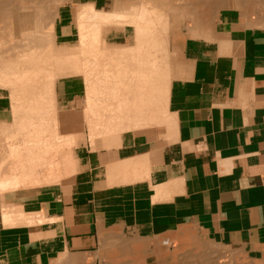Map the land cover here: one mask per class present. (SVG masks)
Masks as SVG:
<instances>
[{
	"label": "crops",
	"instance_id": "crops-1",
	"mask_svg": "<svg viewBox=\"0 0 264 264\" xmlns=\"http://www.w3.org/2000/svg\"><path fill=\"white\" fill-rule=\"evenodd\" d=\"M225 1L177 11L158 124L86 136L74 174L0 191V264H264V0ZM105 39L135 43L133 29ZM61 81L60 106L82 108L80 79Z\"/></svg>",
	"mask_w": 264,
	"mask_h": 264
},
{
	"label": "bare ground",
	"instance_id": "bare-ground-1",
	"mask_svg": "<svg viewBox=\"0 0 264 264\" xmlns=\"http://www.w3.org/2000/svg\"><path fill=\"white\" fill-rule=\"evenodd\" d=\"M139 1L134 5L135 1L116 0L115 7L107 9L99 8L91 0H0V93L9 95L12 115L14 113V122H3L0 127L1 193L29 182L55 181L63 173L67 175L70 168L65 167L69 164L72 171L75 170L72 150L83 143L81 137L84 135L80 136L82 140L79 139L76 127L81 130V126L77 120L73 124L74 112L70 109L63 114L57 111V84L62 79L76 76L84 80L86 98L82 102H89L85 109L88 114L93 113L91 116L85 113L92 118L88 121L92 134L90 141L99 138L97 135L102 138L104 133L113 132L110 136L115 133L119 137L124 130L158 124L162 113L159 117L156 115L160 109L155 107L156 101L160 98L165 104L167 94H170L173 67L170 52L167 54L169 31L176 24V16L180 18L181 13L177 14V11L192 14L200 0ZM215 1L221 3L222 0ZM205 2L203 6L207 5ZM67 3H71L75 11L72 31L76 35L75 41L77 39L70 47L65 45L66 42L60 44L63 38V29L59 27L63 18L61 6ZM252 4L247 6L251 8ZM199 6L201 8L197 9H202L203 6ZM202 19L207 20L204 16ZM202 25L200 27L205 26ZM187 26L191 28L189 24ZM131 27L135 35L133 45L107 43L106 33L131 30ZM159 103L157 107H160ZM72 111L78 110L74 108ZM43 172L48 175L40 178Z\"/></svg>",
	"mask_w": 264,
	"mask_h": 264
},
{
	"label": "rangeland",
	"instance_id": "rangeland-1",
	"mask_svg": "<svg viewBox=\"0 0 264 264\" xmlns=\"http://www.w3.org/2000/svg\"><path fill=\"white\" fill-rule=\"evenodd\" d=\"M135 1V4L134 5H138L139 3H140V1L139 0H134ZM62 8H61V10L63 11V13H62V21L60 22V24H59V27H60V30H62V34H63V38L61 39V43L60 44H64L65 42V45L68 47V45H69V47L72 45V44H74V43H76L77 42V39H76V41H75V36L73 37V36H71V37H69L70 35H73V28H74V25H75V11L74 10H72L73 8H72V4L71 3H67V4H65V5H62L61 6ZM131 29H133L132 27H131ZM73 41V42H72ZM72 42V43H71ZM168 49H167V54H168V52H170V49H169V45H168V47H167ZM173 55L171 54V53H169V60L172 62L173 60ZM78 78V77H77ZM78 79H80V81L83 83L81 86H80V91H79V93H81L84 97H85V94H84V88H85V85H84V80L82 79V78H78ZM62 81L60 80L59 82H58V84H57V89H58V93L59 94H61L62 93V91H64V90H62ZM0 95L1 96H5L6 98H7V100H9L10 98H9V95L8 94H1L0 93ZM86 98V97H85ZM57 99L59 100V95L57 96ZM79 100V97H78V99H77V102H76V107H78L81 103L78 101ZM158 102H162V101H160V98H159V101H156V103L158 104ZM58 103H59V101H58ZM89 103V102H88ZM88 103H87V101H86V103H82L83 104V106H82V108H76V107H74V108H76L78 111H72L73 109L71 108L70 110H71V112H74V115H72V116H75V117H72L73 118V120H74V122H73V120H72V122H73V124L76 122L75 120H77V124L78 125H80L81 127H80V129L81 130H79L78 128L79 127H76V129H77V134H79V139H81V138H83V139H85V137L86 136H88V138L89 139H92L91 138V133H89V134H83V133H81L80 131H84L86 128L88 129V127H89V122L88 121H90V119H92V118H90V114H92L93 115V113L90 111V114H88L89 112L85 109V107L87 108V105H88ZM85 104H87V105H85ZM157 104L155 105V107L156 108H159V107H157ZM159 106H160V103H159ZM92 107V106H91ZM57 111L59 112V113H62L63 111H65V110H67V111H69V107L67 108V109H64V107L63 106H60V104H57ZM62 109H64V110H62ZM83 109H85V110H83ZM62 110V111H61ZM83 110V111H82ZM159 110L160 109H157V112H159ZM61 111V112H60ZM84 113V114H82V112ZM77 112H79V113H77ZM157 112H155V113H157ZM64 113V112H63ZM62 113V114H63ZM88 114V115H90V116H88L87 117V115L86 114ZM61 115V114H60ZM85 115V116H84ZM152 115V114H151ZM157 115V114H156ZM155 115V116H156ZM78 116V117H77ZM83 116V117H82ZM86 117L88 118V120H86ZM75 118H77V119H75ZM80 119V120H79ZM82 119H83V122H80V121H82ZM85 121H87V122H85ZM14 122V121H13ZM12 122V123H13ZM80 123V124H79ZM82 123V124H81ZM10 124V123H9ZM72 124V125H73ZM88 126H87V125ZM77 125V126H78ZM1 127V126H0ZM74 127V126H73ZM74 127V128H75ZM74 128H72V131H73V133L75 132V130H74ZM0 129H2V128H0ZM89 129H91V128H89ZM79 132V133H78ZM0 134H1V131H0ZM84 135V137H81L80 138V136H83ZM5 137V136H4ZM94 139H95V137H94ZM94 139L93 140H91V141H94ZM79 146V145H78ZM76 147H74L73 148V150H72V152H73V155H74V158H73V163H75L74 165H75V169H76V164H77V161H76V155H77V152H76ZM70 168L66 173H67V175H65V173H63V175H61V177H57L56 179L57 180H55L56 182L58 181V180H60V179H64V178H67V177H69L70 176V174H74L75 173V171L76 170H74V171H72L73 170V167H71V165L69 164V165H67V167H65V168ZM72 172H71V171ZM42 175V176H41ZM41 175L39 176L40 178H44V176H46V175H48V174H45L44 172L43 173H41ZM54 181V180H53ZM53 181H51V182H53ZM54 181V182H55ZM42 183H43V180L41 181ZM41 182L39 183V184H41ZM44 182H46V183H51L50 181H44ZM30 183L31 184H35V183H32V182H29L28 184L26 183V184H24V186L25 185H30ZM37 184V183H36ZM22 186H23V184H22Z\"/></svg>",
	"mask_w": 264,
	"mask_h": 264
}]
</instances>
